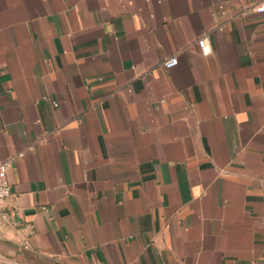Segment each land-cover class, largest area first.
<instances>
[{
    "label": "crops",
    "instance_id": "0c3cea01",
    "mask_svg": "<svg viewBox=\"0 0 264 264\" xmlns=\"http://www.w3.org/2000/svg\"><path fill=\"white\" fill-rule=\"evenodd\" d=\"M261 3L0 0V264H264Z\"/></svg>",
    "mask_w": 264,
    "mask_h": 264
},
{
    "label": "built area",
    "instance_id": "2783aa9c",
    "mask_svg": "<svg viewBox=\"0 0 264 264\" xmlns=\"http://www.w3.org/2000/svg\"><path fill=\"white\" fill-rule=\"evenodd\" d=\"M254 11L258 13L264 12V3L258 4L254 7ZM197 46L199 47L202 56H209L211 54V46L209 40L204 37L197 41ZM178 60L176 57H170L162 63L163 68L172 69L176 67ZM55 107L57 104L54 105ZM22 157V154H18L17 158ZM13 159L0 160V206L5 202L11 195V187L7 179L8 169ZM27 249V246H24Z\"/></svg>",
    "mask_w": 264,
    "mask_h": 264
}]
</instances>
